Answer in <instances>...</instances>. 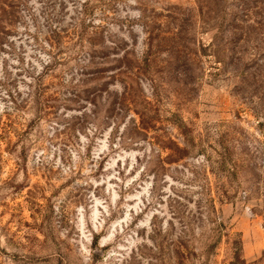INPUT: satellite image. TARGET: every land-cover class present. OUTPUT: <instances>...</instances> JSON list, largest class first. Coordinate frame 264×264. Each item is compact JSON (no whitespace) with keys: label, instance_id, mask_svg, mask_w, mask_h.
Returning <instances> with one entry per match:
<instances>
[{"label":"rangeland","instance_id":"obj_1","mask_svg":"<svg viewBox=\"0 0 264 264\" xmlns=\"http://www.w3.org/2000/svg\"><path fill=\"white\" fill-rule=\"evenodd\" d=\"M237 248L264 264V0H0V264Z\"/></svg>","mask_w":264,"mask_h":264},{"label":"trees","instance_id":"obj_2","mask_svg":"<svg viewBox=\"0 0 264 264\" xmlns=\"http://www.w3.org/2000/svg\"><path fill=\"white\" fill-rule=\"evenodd\" d=\"M180 128H182V130H183V133H184V135H188V130H187V128L186 127H183V125H180ZM191 144V143H190ZM227 150V149H226ZM187 151V150H186ZM223 163H225V168L228 170V164L229 163H227V161H225L224 160V162ZM229 170H230V168H229ZM234 172H235V170H233ZM233 175H235L234 173H232ZM241 249V248H240ZM240 249L239 248H237L236 249V253H235V257H234V259L229 263V264H242L243 263V261H242V258H241V255H240V253H241V251H240Z\"/></svg>","mask_w":264,"mask_h":264}]
</instances>
